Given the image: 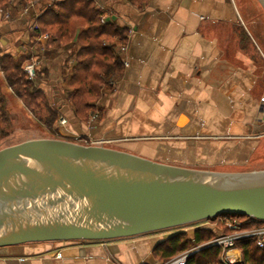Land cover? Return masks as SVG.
<instances>
[{"label": "crops", "instance_id": "1", "mask_svg": "<svg viewBox=\"0 0 264 264\" xmlns=\"http://www.w3.org/2000/svg\"><path fill=\"white\" fill-rule=\"evenodd\" d=\"M92 1L103 22L127 28V42L117 47L121 76L87 121L75 115L63 88L80 45L76 39L49 45L48 33L36 30L57 0L0 5V51L36 58L42 89L51 86L53 107L68 120L61 138L103 141L96 144L186 168L245 165L264 137V13L258 1ZM163 237L19 244L0 248V264H156L154 249ZM230 254L243 259L239 245Z\"/></svg>", "mask_w": 264, "mask_h": 264}, {"label": "water", "instance_id": "2", "mask_svg": "<svg viewBox=\"0 0 264 264\" xmlns=\"http://www.w3.org/2000/svg\"><path fill=\"white\" fill-rule=\"evenodd\" d=\"M227 215L264 222V170L186 168L56 138L0 149V247L127 238Z\"/></svg>", "mask_w": 264, "mask_h": 264}, {"label": "trees", "instance_id": "3", "mask_svg": "<svg viewBox=\"0 0 264 264\" xmlns=\"http://www.w3.org/2000/svg\"><path fill=\"white\" fill-rule=\"evenodd\" d=\"M10 1L0 0V5ZM53 5L58 8H47L39 17L36 30L48 33L49 45L67 44L75 39L80 45L76 53L77 64L65 81L69 86L67 99L72 103L75 115L87 121L90 113L97 110L96 103L104 91L124 70L117 47L126 44L127 28L103 22L102 12L96 9L92 0H57ZM0 68L9 87L33 114L39 115L44 105L47 110L45 124L51 127L60 115L59 110L51 107L44 90L27 78L23 63L17 64L11 54H5L0 56ZM4 102L5 96L0 93V135L5 133L3 126L9 122ZM218 233L206 228H196L193 237L183 231L174 233L156 246L154 256L157 260L167 261L189 247L213 240ZM238 245L244 261L264 264V248H259L253 241H242ZM187 264H223L221 249L217 246L203 247L189 258Z\"/></svg>", "mask_w": 264, "mask_h": 264}, {"label": "rangeland", "instance_id": "4", "mask_svg": "<svg viewBox=\"0 0 264 264\" xmlns=\"http://www.w3.org/2000/svg\"><path fill=\"white\" fill-rule=\"evenodd\" d=\"M258 5L260 12L264 13V8L260 4L259 0ZM10 55L11 53H8L7 51H0V56L2 55ZM14 57V60L17 64L20 62L23 63V66H26L28 64L34 63L36 58L31 59V54L26 52L23 55H18V54H11ZM36 67V66H35ZM1 69V68H0ZM1 72V71H0ZM40 71H35V75L30 78L27 77L28 79H31L34 81L35 85H38L40 88H43L44 84H46L44 80V77L39 74ZM0 93L5 96V102H4V109H6L7 113L9 114V122L6 123L3 128L4 134L0 135V149L16 145L19 143H22L27 140L31 139H38V138H56V139H62V129L67 126L61 125L59 123V118L60 115L58 116V119L54 121V123L49 127L48 125L45 124V116L47 115V110L46 108L42 107V110H40L39 115L33 114L25 105L22 99H20L9 87L6 89V84L5 83V75L3 72L0 73ZM3 74V75H2ZM44 82V83H43ZM66 87V93L67 89H69V86L67 85V82H65ZM48 85V84H47ZM50 85V84H49ZM51 86H49V89L46 91L44 90V94L46 95L47 101L51 107L54 106V94L51 92ZM64 90V91H65ZM11 92V93H10ZM21 106V107H20ZM27 112V114H25ZM29 114V116H28ZM65 117V116H64ZM42 119V120H41ZM67 119V118H66ZM72 139V138H71ZM76 140H73V142H77L80 144H85V145H102V144H95V143H86L82 137H75ZM79 139V140H78ZM260 139V138H259ZM65 140V139H64ZM70 141V140H69ZM95 141V140H94ZM256 150L253 151L252 155L249 157L248 162L243 165V164H223V166L218 165L216 168L212 169H203V170H212V171H221V172H250V171H259V170H264V137L260 139L258 146L255 148ZM199 169V168H198ZM202 169V168H200ZM233 218H236V216H232ZM230 219V218H229ZM238 218H236L237 220ZM225 225H221L219 221L216 219L214 221H203V222H198L196 224H190L186 226H182L180 228H175V229H170V230H163V231H158L155 233L164 235L168 238L170 234H174L177 232H186L189 236L193 237L194 231L196 228H206L210 230H215L217 232H220V230L224 231L225 233H229L230 230H227L223 228ZM154 234V233H152ZM146 235V234H145ZM149 235V234H148ZM143 236V235H142ZM163 237V238H164ZM83 241H103V240H54V241H43V242H28L24 244H32V243H69V242H83ZM210 243L206 242L204 244ZM210 247L200 245V247ZM8 247V246H5ZM5 247H0V248H5ZM193 248V247H192ZM192 248H188L192 249ZM2 250V249H1ZM60 253V252H58ZM56 253L55 256L58 254ZM158 262H161V260H157ZM156 262V264L158 263Z\"/></svg>", "mask_w": 264, "mask_h": 264}, {"label": "built area", "instance_id": "5", "mask_svg": "<svg viewBox=\"0 0 264 264\" xmlns=\"http://www.w3.org/2000/svg\"><path fill=\"white\" fill-rule=\"evenodd\" d=\"M37 63H31L23 66L24 71L28 77L32 78L36 73ZM68 120L63 115H60L59 123L61 125L67 124ZM86 143H102L103 141H94L88 138H83ZM233 215L221 216L217 218L221 225H225L223 228L230 230L229 233H225L220 230L218 235L210 241V243L203 244L204 246H217L221 249V259L223 264H251L243 259H235L230 253L231 250L236 249L238 244L242 241H253L259 248H264V222H257L248 217ZM230 218V219H229ZM202 247L196 246L192 249L179 253L173 258L167 261H161L157 264H187L189 258L198 252ZM57 257H62V253H58Z\"/></svg>", "mask_w": 264, "mask_h": 264}]
</instances>
